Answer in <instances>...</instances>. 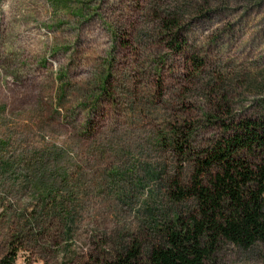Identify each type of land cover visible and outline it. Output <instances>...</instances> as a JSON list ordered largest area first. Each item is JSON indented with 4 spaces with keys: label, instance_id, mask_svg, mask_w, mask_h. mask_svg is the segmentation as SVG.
<instances>
[{
    "label": "rangeland",
    "instance_id": "obj_1",
    "mask_svg": "<svg viewBox=\"0 0 264 264\" xmlns=\"http://www.w3.org/2000/svg\"><path fill=\"white\" fill-rule=\"evenodd\" d=\"M245 120H264V0H0V261L155 244L194 211L172 184ZM209 264H264V245Z\"/></svg>",
    "mask_w": 264,
    "mask_h": 264
},
{
    "label": "trees",
    "instance_id": "obj_2",
    "mask_svg": "<svg viewBox=\"0 0 264 264\" xmlns=\"http://www.w3.org/2000/svg\"><path fill=\"white\" fill-rule=\"evenodd\" d=\"M203 153L189 185L175 182L169 192L175 204L190 201L193 213L155 223V244L144 249L132 242L107 264H209L225 244L243 251L264 245V120L241 121ZM37 174L39 198L54 201L49 198L57 193L55 181L65 178L49 170ZM10 258L0 264H13Z\"/></svg>",
    "mask_w": 264,
    "mask_h": 264
}]
</instances>
